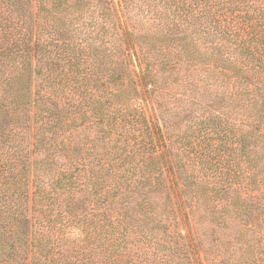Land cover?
Here are the masks:
<instances>
[{"label":"trees","instance_id":"obj_1","mask_svg":"<svg viewBox=\"0 0 264 264\" xmlns=\"http://www.w3.org/2000/svg\"><path fill=\"white\" fill-rule=\"evenodd\" d=\"M0 264H264V0H0Z\"/></svg>","mask_w":264,"mask_h":264}]
</instances>
